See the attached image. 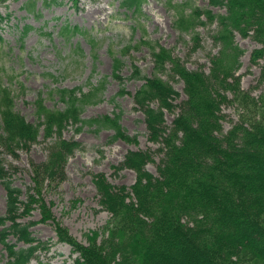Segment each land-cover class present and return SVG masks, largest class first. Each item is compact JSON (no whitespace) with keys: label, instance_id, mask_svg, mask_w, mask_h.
<instances>
[{"label":"trees","instance_id":"16d2710c","mask_svg":"<svg viewBox=\"0 0 264 264\" xmlns=\"http://www.w3.org/2000/svg\"><path fill=\"white\" fill-rule=\"evenodd\" d=\"M144 1L119 0L133 12L141 10ZM209 3L224 11L187 6L185 0L176 20L180 29L193 34L195 46L200 44L196 28L216 25L212 36L219 49L211 57L209 71L188 68L171 49L160 45L151 46L155 61L152 76L143 75L137 65L133 67V75L145 79L135 101L145 113L150 139L161 143L158 174L146 168L154 160L152 152L137 149L130 150L120 164L137 173L130 187L113 184L102 173L95 176L100 202L119 224L115 233L124 237L122 249H128L132 264H242L233 258L242 252L264 263V123L242 119L227 131L223 123L224 105L232 99L254 101L241 88L237 74L243 50L236 42V33L252 36L261 44L253 58L264 55V0ZM33 6L31 0L25 4ZM3 18L0 13V23ZM33 28L26 25L23 34ZM75 30L68 23L61 26L66 37ZM142 43L146 41L140 40ZM115 63L118 70L121 59ZM167 70L184 82L185 98L161 76ZM261 81L264 83V67ZM103 90L102 81L87 92L81 87H55L51 93L64 107L49 108L40 96L36 99L39 119L34 123L15 109L11 91L0 85V147L12 155L17 148L29 149L39 141L41 130L50 140L46 161L32 163L35 184L26 190L14 184L11 170L0 158V180L7 191V210L0 214L6 256L3 264H29L40 248H48L47 242L33 236L31 226L36 221L20 219L37 208L42 214L40 221H54L59 240L78 253L74 264H119L107 248L83 244L73 237L56 220L41 192L47 177L54 181L63 175L68 158L81 145L63 137L69 124H79L80 130L88 126L96 132L111 129V142L120 138L137 141L122 126L121 113L82 116L89 104L101 100ZM177 108L168 124L166 112H176ZM10 235L28 246L18 247Z\"/></svg>","mask_w":264,"mask_h":264},{"label":"rangeland","instance_id":"374dc122","mask_svg":"<svg viewBox=\"0 0 264 264\" xmlns=\"http://www.w3.org/2000/svg\"><path fill=\"white\" fill-rule=\"evenodd\" d=\"M27 1L0 0V13L4 16L0 23V85L11 91L15 109L37 123L36 99L40 96L47 107L62 109L64 104L51 89L81 87L87 92L102 81L101 100L89 104L82 116L121 113L125 131L137 137L136 142L121 138L111 142L114 133L111 129L96 132L88 126L80 130L79 124H69L63 137L81 145L68 158L63 175L54 181H50L51 177L45 179L41 189L43 198L56 220L79 242L107 248L113 261L132 264L130 252L122 249L124 237L115 233L114 228L119 224L100 202L95 176L102 173L111 183L130 187L137 173L120 164L130 150L137 149L152 152L154 160L146 168L158 174L163 157L159 150L161 143L150 139L145 113L135 101L134 95L145 79L134 76L133 67L137 65L143 75L152 76L155 61L151 46L160 45L171 49L188 68L209 71L211 57L219 49L212 36L216 25H199L196 30L200 44L195 46L193 34L184 32L176 22L185 0H145L142 9L136 12L122 7L119 0H31L32 8L25 7ZM193 5L224 11L223 7L211 5L209 0H187V6ZM66 23L77 28L70 37L61 33V26ZM26 25L34 28L23 34ZM140 40L146 43L139 44ZM236 42L243 50L237 72L240 85L254 101L234 98L224 105L225 131L242 119L264 123V83L261 81L264 55L258 59L252 55L261 44L252 36L244 37L240 33H236ZM116 59L122 62L118 70ZM165 72L161 76L185 98L184 82L168 70ZM177 112L178 108L176 112H166L168 124ZM49 142L41 130L39 141L29 149L17 148L12 155L0 147V158L11 170L15 185L26 190L35 184L32 163L46 161ZM6 208L7 191L0 180V214H5ZM41 217L37 208L29 216L20 218L23 222L36 221L31 226L33 236L48 244V248L37 251L29 264H74L78 253L69 243L59 240L54 221L43 222ZM1 228L2 225L0 231ZM10 240L18 247L28 246L14 235H10ZM233 258L242 264H264L246 252ZM5 260L0 237V264Z\"/></svg>","mask_w":264,"mask_h":264}]
</instances>
